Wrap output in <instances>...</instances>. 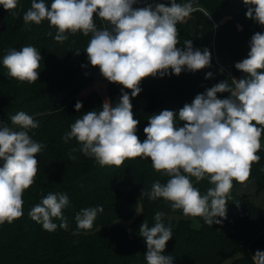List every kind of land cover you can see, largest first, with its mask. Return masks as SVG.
Returning a JSON list of instances; mask_svg holds the SVG:
<instances>
[{
	"label": "clouds",
	"instance_id": "9594fccd",
	"mask_svg": "<svg viewBox=\"0 0 264 264\" xmlns=\"http://www.w3.org/2000/svg\"><path fill=\"white\" fill-rule=\"evenodd\" d=\"M138 0H31L23 13L25 25H40L47 20L57 31L54 41L63 44L69 36L82 33L90 36L85 49L88 61L98 67L100 74L110 83L119 84L121 95L114 106L105 100L99 111H88L70 125L62 136L67 143L75 139L80 151L93 158L101 167L119 168L126 159L150 158L153 169L169 177L159 180L150 191L141 192L150 200L163 198L172 210H182L186 217H201L212 226L227 218V203L231 198L233 181L245 183L251 175L253 163H259L257 152L264 133V32H255L249 41L247 58L235 63L244 73L243 78L221 81L197 94L190 104L177 113L162 110L148 118L144 128L146 139L137 136L139 121L134 118L131 98L142 91L140 84L148 77L179 76L182 72L195 73L211 67V52L193 47L191 40L180 43L178 23L185 22L197 8L192 2L171 6L163 3L133 7ZM250 20L264 27V0H243ZM6 11L17 8L18 0H0ZM13 16L19 13L12 12ZM96 18L106 22L98 27ZM52 36L51 32L47 33ZM75 43V41H73ZM81 51H75L79 55ZM43 57L34 46L20 50L9 49L2 63L8 76L20 82L35 83L39 79ZM223 71V69H221ZM208 72L205 79L212 78ZM124 89L131 90V96ZM228 92V98L218 93ZM83 107L77 101V112ZM11 126L0 124V225L11 224L23 216V193L35 183L38 161L35 158L45 147L33 140L29 132L40 125L33 116L19 111L10 117ZM182 121L183 126L177 127ZM264 171V169H262ZM206 177L213 187L206 194L194 187ZM70 207L65 193H48L28 213L29 217L48 232L57 228L67 230L68 222L63 210ZM103 207L81 209L75 214L77 231L90 230ZM163 212H156L154 225L147 220L140 225L139 235L144 238L147 264H173L171 255H163L166 243L172 239L170 226L163 222ZM220 217L222 219H217ZM53 218L61 221L59 225ZM255 264H264V251L257 250L252 257Z\"/></svg>",
	"mask_w": 264,
	"mask_h": 264
},
{
	"label": "trees",
	"instance_id": "16d2710c",
	"mask_svg": "<svg viewBox=\"0 0 264 264\" xmlns=\"http://www.w3.org/2000/svg\"><path fill=\"white\" fill-rule=\"evenodd\" d=\"M51 2L45 0L49 7ZM187 2H192L197 11L177 24V47L183 48L184 40H191L194 48H207L211 52V67L195 73L184 71L179 76L148 77L141 82L142 91L131 98L134 118L139 121L136 134L141 142L147 138L143 130L151 115L162 110L178 115L197 94L221 81L228 80L231 85V78H243L244 73L235 68V63L247 58L252 35L264 32V27L246 17L243 0H177L181 4ZM156 3L171 6V0H138L133 7ZM30 6L31 0H18L17 8L11 11L0 5V124L11 126L12 115L26 112L40 125L29 135L45 147L35 156L39 162L35 183L23 193V216L11 224L0 225V264H147V246L139 235V227L145 219L149 227L153 226L158 211L165 214L164 224L172 228L173 237L162 254L171 255L173 264H223L241 252L229 264H255V252L264 251V207L237 191L241 183L233 181L227 218L221 224L209 226L201 217H186L182 210H172L170 202L163 198L153 201L141 196L143 189L151 190L153 182L166 183L169 179L153 169L150 158L126 159L119 168L101 167L80 151L71 152L76 157L74 161L69 159L70 150L80 147L75 139L67 143L62 140L70 125L88 111L101 110L106 98L114 106L123 86L108 82L99 68L88 61L85 49L90 36L77 33L60 44L54 41L57 30L50 27L49 21L25 25L23 13ZM13 11L19 15L13 16ZM105 23L96 18L98 27ZM28 45L43 57L39 79L31 84L10 78L2 63L9 49L20 50ZM77 49L81 51L79 55L75 54ZM223 67L230 68L233 77ZM208 72L213 76L205 79ZM98 79L107 84L105 99L97 91L86 93ZM124 91L131 96V90ZM230 95L217 94L220 99ZM141 100H147V104L142 106ZM77 101L83 104L79 112L75 110ZM183 123L178 121L177 127ZM260 143L257 155L261 159L252 164L250 178L245 182H255L256 196L264 191V133ZM191 180L201 194L213 187L207 177L199 183L194 177ZM50 192L69 197L70 207L63 210L67 230L58 227L48 232L28 215ZM101 206L104 211L97 214L93 227L73 235L77 231L75 214L84 208ZM53 222L61 223L55 218Z\"/></svg>",
	"mask_w": 264,
	"mask_h": 264
},
{
	"label": "rangeland",
	"instance_id": "374dc122",
	"mask_svg": "<svg viewBox=\"0 0 264 264\" xmlns=\"http://www.w3.org/2000/svg\"><path fill=\"white\" fill-rule=\"evenodd\" d=\"M212 47H213V52H214V57L215 59H217V52H216V47H215V40H212ZM90 91H97L98 93H100V95L102 96V98H106L107 97V84L102 80V79H98L95 83H93V85H91L89 87V89L86 90V93H89ZM107 100V98L105 99ZM147 104V100H141V105L145 106ZM255 182L251 181L245 184L240 185V187L237 188V191L239 193H242L246 198H248L249 200L251 199V201L253 200L254 202L262 205L264 207V191H262L260 193L259 196H256L255 193ZM243 254V252H241L240 254H238L236 257L225 261L223 264H229L232 260H234L235 258L241 256Z\"/></svg>",
	"mask_w": 264,
	"mask_h": 264
},
{
	"label": "built area",
	"instance_id": "2783aa9c",
	"mask_svg": "<svg viewBox=\"0 0 264 264\" xmlns=\"http://www.w3.org/2000/svg\"><path fill=\"white\" fill-rule=\"evenodd\" d=\"M223 68L226 70V72H227V75H229V76L233 77V74H232V72L229 70L230 68H228V69H226V67H223Z\"/></svg>",
	"mask_w": 264,
	"mask_h": 264
}]
</instances>
